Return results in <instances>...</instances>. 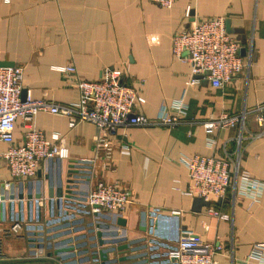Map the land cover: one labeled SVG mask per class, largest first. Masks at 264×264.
Segmentation results:
<instances>
[{"label":"crops","instance_id":"obj_1","mask_svg":"<svg viewBox=\"0 0 264 264\" xmlns=\"http://www.w3.org/2000/svg\"><path fill=\"white\" fill-rule=\"evenodd\" d=\"M215 17H224L247 66L222 88L214 89L206 80L187 86L190 66L173 56L172 37L193 21ZM0 66L22 68V98L73 103L77 80L96 81L106 69H119L125 83L140 89L144 103L136 106L137 113L149 119L174 114L172 104L178 99L187 107L176 126L118 128L109 159L94 155L95 128L90 123L70 128L65 117L38 113L36 127L47 139L58 136L67 154L42 161L37 174L27 179L13 178L0 157V258L15 264H55L48 250L27 242L26 227L75 230L62 239L85 236L82 241L93 223L101 227L93 228L103 233L102 239L115 233L121 239L117 245H127L121 255L135 257L130 263L177 264L169 253L179 239L189 238L221 243L216 264H254L248 259L250 249L264 242V135L249 115L243 127L216 131L211 147L201 125L210 117L239 114L264 101V0H177L168 8L149 0H0ZM23 136L17 120L13 138L20 143ZM7 147L0 142V154ZM195 155L231 160L240 173L259 183L257 201L240 177V192L233 196L230 189L223 200L206 202L187 195L189 179L179 158ZM71 168L82 176L77 198L63 200L61 210L54 206L49 214V189L53 193L59 181L71 179ZM98 182L114 183L130 194L132 204L123 214L91 211L87 199ZM20 184L23 207L19 209L15 198L10 208L7 196L12 190L17 193ZM38 191L40 222L26 199L27 193ZM209 208L229 219L208 215ZM64 211L74 218H62ZM121 219L124 226L117 224ZM65 221L68 229L61 226ZM15 223L20 226L16 234L9 231Z\"/></svg>","mask_w":264,"mask_h":264},{"label":"built area","instance_id":"obj_2","mask_svg":"<svg viewBox=\"0 0 264 264\" xmlns=\"http://www.w3.org/2000/svg\"><path fill=\"white\" fill-rule=\"evenodd\" d=\"M161 7H171L177 0H149ZM239 43L226 28L224 17L193 21L186 30L176 33L171 40L173 56L190 66L187 86L198 85L206 80L214 88H222L240 74L247 63L239 55ZM119 69H106L99 80L75 83L77 101L58 104L43 99L21 96L22 68L0 66V142L8 145L0 154L13 178L34 177L40 163L45 160L63 159L67 150L59 142V137L47 139L35 125V117L40 112L65 117L70 128L76 124L90 123L95 128L93 136L94 155L109 159L112 151V134L118 128L176 126L185 116L187 107L182 99L174 101V114H162L149 119L136 112V106L144 103L140 89L122 80ZM254 115L255 124L264 135V101L251 110L239 114L210 117L202 123L208 146H213L211 136L220 129L243 127L246 118ZM20 120L24 131L23 141L13 138V130ZM126 148V146H124ZM179 163L187 170L189 179L186 194L206 202L223 200L231 189L240 192L236 181L240 179L253 191L257 201L260 194L259 183L252 181L247 173H240L231 160L215 157H180ZM87 204L93 213L109 212L123 214L132 204L130 194L114 183L98 182L88 195ZM175 213V212H173ZM207 214L220 220H228V215L209 208ZM20 226L15 223L9 231L16 234ZM223 246L218 241L202 242L181 238L169 257L177 264H216V256L222 254ZM248 259L254 264H264V242L252 245ZM2 261V263H1ZM0 264L3 258H0ZM15 264V263H11Z\"/></svg>","mask_w":264,"mask_h":264},{"label":"water","instance_id":"obj_3","mask_svg":"<svg viewBox=\"0 0 264 264\" xmlns=\"http://www.w3.org/2000/svg\"><path fill=\"white\" fill-rule=\"evenodd\" d=\"M227 28V27H226ZM228 30V29H227ZM52 160V159H51ZM74 168H71V170ZM77 169V168H76ZM70 175L72 176L71 179L67 181H59L57 189L55 192H48V211L49 214L52 213L53 207L60 209L61 203L63 200L65 202H71L76 196L77 186L79 184V180H82V176L78 170L69 171ZM81 178V179H79ZM84 179V178H83ZM23 184L18 186V191L15 193L13 190L10 191L8 194V200L10 201V208L13 207L14 199H18L20 201L18 207L21 209L23 207V199H24V192H23ZM41 197L40 191L35 193L34 196L32 194L27 193L26 199L28 200L27 208H32L34 205L35 208V221H41V207L38 204V201ZM55 198V199H54ZM32 199L35 200V203H32ZM1 202V210L4 204V197H0ZM61 210V209H60ZM98 215L97 213H94ZM63 217L67 219L68 217L72 220L74 215H69L64 211L62 214ZM49 221L45 223L48 226ZM117 224L124 226L125 221L123 219L117 220ZM70 223L68 221L63 222L61 225L63 228L68 229ZM89 237L87 240H82L85 236H78V237H67L62 239L63 236H68L69 234L73 233L75 230H66L61 233L54 232L55 230H59V227L55 228H48L45 229L43 225L39 224L37 227L30 225L27 226V242L31 245V247L36 249H45L48 250L49 258H52L53 263L55 264H83V263H90V264H139V263H130L132 259L135 257H127L123 256L125 250H127V245H117L121 239H116L114 236L115 233H110V238L104 240L102 239L103 233L101 231H95L93 227L96 229H100L99 225H95L93 223L89 224ZM44 233L48 236L44 237ZM117 236V235H116ZM107 245V247H103ZM110 253H117L119 257H115L109 259L108 254ZM137 258V257H136Z\"/></svg>","mask_w":264,"mask_h":264},{"label":"rangeland","instance_id":"obj_4","mask_svg":"<svg viewBox=\"0 0 264 264\" xmlns=\"http://www.w3.org/2000/svg\"><path fill=\"white\" fill-rule=\"evenodd\" d=\"M1 263H2V261H1ZM3 263L4 264H11V262L10 261H6V259L5 260L3 259Z\"/></svg>","mask_w":264,"mask_h":264}]
</instances>
